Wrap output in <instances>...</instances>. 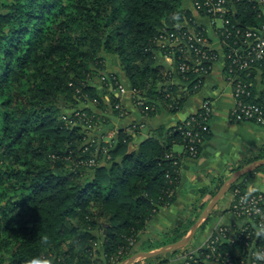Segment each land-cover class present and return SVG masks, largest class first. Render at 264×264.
I'll list each match as a JSON object with an SVG mask.
<instances>
[{
    "label": "trees",
    "instance_id": "obj_1",
    "mask_svg": "<svg viewBox=\"0 0 264 264\" xmlns=\"http://www.w3.org/2000/svg\"><path fill=\"white\" fill-rule=\"evenodd\" d=\"M182 3L0 0V155L10 151L25 168L8 170L6 158L0 163V177L8 174L3 197L16 198L14 209L25 208L14 217L7 206L0 207L3 218L14 225L10 234L16 240L7 264H30L34 258L41 264H110L111 257L123 261L158 208L173 202L174 196L168 199L164 193L169 187L165 174L172 170L165 158L169 147L147 140L129 151L132 136L119 129L110 158L100 164L101 148L95 153L96 143L84 144L85 124L67 121L77 120L76 112L100 116L105 99L87 78L91 70H106L107 55L116 56L130 87L141 96L156 94L160 82L164 87L168 74L154 66L155 42L163 29L192 18ZM235 8L233 18L245 26L264 21L251 3ZM262 71L264 76V67ZM157 96L164 98V93ZM254 99L264 105L263 98ZM108 102L117 114L118 96L111 93ZM171 131L170 140L181 142L175 127ZM37 158L49 161L37 164ZM92 158L95 164L89 166ZM66 163L70 169L57 171ZM177 229L168 231L158 247L181 240L182 231L169 236ZM256 246H264V233L256 236ZM219 247L236 259L247 255L243 245ZM204 258L187 260L204 264Z\"/></svg>",
    "mask_w": 264,
    "mask_h": 264
},
{
    "label": "crops",
    "instance_id": "obj_2",
    "mask_svg": "<svg viewBox=\"0 0 264 264\" xmlns=\"http://www.w3.org/2000/svg\"><path fill=\"white\" fill-rule=\"evenodd\" d=\"M189 6L188 4L196 21L207 25L206 19L195 15L192 6ZM207 32L212 45L219 49L213 31L207 28ZM218 52L219 57L210 73L204 78L202 87L191 92L187 90L179 77L173 75L174 66L165 60L161 53L155 51L154 66L161 68L162 74L165 76L172 74L171 77H168L169 82L165 83L163 88H161V82L156 85L157 93L151 97L141 96L138 90L132 89L118 63L112 66L109 55L105 57L106 70L116 74L124 85L125 92L118 96V113L114 114L110 108V111L102 115L104 121H101L99 126L102 129V135L109 138L112 136L109 130L124 129L125 132H128V127L134 125L136 126L134 131L128 132L132 136L129 151L137 150L149 140L169 147L172 153L181 158L180 175L175 186L174 200L168 207L158 209L144 230L137 236V241L132 247L135 253L153 252L159 249L161 246L158 247V245L147 249L136 247L142 237L151 239V244L160 245L165 240V234L176 226L178 227L177 231L175 233L173 231L169 236L182 231L186 233L183 238L186 237L190 231L189 225H193L223 182L237 169L264 159L262 152L264 149V125L252 121L237 122L230 118V111L235 101L232 88L222 71V53ZM262 74L263 71H257L251 82L255 98L260 100L263 98L264 102V76ZM174 85L178 86L175 92L170 90V95L164 94V98L160 96L161 93H164L162 90L166 86L171 89ZM105 97L106 100H109V95ZM205 98L212 102L209 133L204 139L197 157L191 158L185 154L181 142L170 140L171 130L178 122L196 112ZM142 100L145 103L144 107L140 104ZM236 182L243 184L247 191H262L264 193V165L248 172ZM231 187L200 223L194 236L184 247L185 249L176 253H168L170 255L163 260L165 262L160 261L158 259L160 255H157L148 257V260L142 264H187V257L206 254L204 247L219 226L238 230L248 224V220L235 216L231 211L233 201ZM214 191L215 194H213ZM232 247L237 249L238 246ZM260 250L264 253V246ZM203 263L220 264L206 257Z\"/></svg>",
    "mask_w": 264,
    "mask_h": 264
},
{
    "label": "built area",
    "instance_id": "obj_3",
    "mask_svg": "<svg viewBox=\"0 0 264 264\" xmlns=\"http://www.w3.org/2000/svg\"><path fill=\"white\" fill-rule=\"evenodd\" d=\"M242 2L251 3L253 9L259 10V14L264 17V0H191L192 9L198 16L206 19L207 25L188 20L175 29L165 28L160 31L155 46L156 51L174 66L173 74L179 73L187 83H193L191 90L194 92L202 87L204 78L210 73L219 57L218 51H221L222 71L232 88L235 101L230 111V118L237 122L252 121L263 124L264 105L255 101L250 79L252 71H262L264 67V21L256 27H248L234 19L233 16L237 13L235 5ZM207 28L213 31L219 49L212 45ZM193 76L194 80L190 79ZM102 80L116 85L118 92H125V88L115 76H103ZM74 116L77 122L84 121L83 124L87 122V118H90L87 122L88 128L92 129L96 126L94 119L86 113L76 112ZM211 116L212 102L205 98L196 112L175 126V131L181 136V143L188 157H197L209 133ZM165 158L170 160L172 165V170L165 174L169 187L164 193L169 199L174 196L179 179L181 158L172 152L166 153ZM87 164L94 165L95 159H90ZM233 185L231 211L235 216L248 220V224L238 230L219 226L204 247L205 257L220 264H263L264 259L256 255L263 253L261 247H254V244L256 236L264 233V193L244 191L239 182ZM168 204L169 202H166L164 206ZM222 243L229 246H245L246 257L236 259L228 251L222 253L219 247ZM187 264H190L189 261Z\"/></svg>",
    "mask_w": 264,
    "mask_h": 264
},
{
    "label": "rangeland",
    "instance_id": "obj_4",
    "mask_svg": "<svg viewBox=\"0 0 264 264\" xmlns=\"http://www.w3.org/2000/svg\"><path fill=\"white\" fill-rule=\"evenodd\" d=\"M182 1H183V3H182L183 10L189 9L187 7H188V4L191 6V0H182ZM191 13H192V18L189 19V20L196 21V17L193 15V12H191ZM194 14L197 15L196 12H194ZM187 21H185V22H187ZM108 57H110L109 58L110 59V62L112 61L111 62V65L112 66H114V65H116L118 63L117 62V59L115 58L116 56H110L109 55ZM111 72H113V71H111ZM111 72L105 70V71H98V72H95L94 73V71L91 70L89 72V76L87 78L88 79V83L91 84V85H95L97 87V89L99 90V95L102 98L105 99V107H103V110H100L99 112H97V113L100 114V116L95 117L93 115H88V116H90L91 118L94 119V123L96 124V126L93 127L92 129L91 128H88L89 126H88L87 122L90 120V118H87V122L85 123V128L87 127L88 129L86 128V131H85V133L87 134V139H86V141H85L84 144H87L88 143L89 145H91L92 143H96L95 153H97L98 150L101 148V151H99V154H100V162L99 163L100 164H106L107 163V160L110 158L109 151L111 149H113V147H114V136L116 135V133L118 131V130H109L110 131V135L112 134V136L109 137V138H107V137H104L102 135V133H101L102 129L99 128V126L101 124V121L102 122L104 121L102 115L106 114L107 111H110L109 109L111 108V106H110V104L108 102L109 100H106V97L105 96L106 95H109L110 96L111 93L112 94H115L116 96H119V95H122L123 94V92L122 93L118 92V90L116 88V85H111L110 83L103 82V80H102V77L103 76H111V75L115 76L117 78V80L119 81V78L116 75H114L115 73H111ZM173 75H175V76L178 77V74H176V73H174ZM168 77H169V75H168ZM168 77H167V82H169ZM179 79L187 87V90L193 92L191 90V84L190 83H187L186 80L183 79V77H181ZM192 80H194V76H193ZM99 83H101V84H99ZM106 84H110V85H106ZM120 84L124 87V85L122 84V82H120ZM102 85H104V87ZM169 86H170V84H169ZM169 86H166L164 88V90H162V92H164L165 95L167 94V96L171 94L170 93L171 92L170 90H172V88H174V87L178 88L177 85H174L171 89H169ZM68 104H71V103L69 102ZM140 104H141L142 107L145 106V103H144L143 100H142V102ZM117 106H118V103H116V108H117ZM172 106H176V105H172ZM169 107H171V106H169ZM71 108H68V109H65V110H68L69 111ZM98 121H100V122H98ZM67 122H69L70 124L75 123L77 125V121L76 120L69 119ZM82 122L84 123V121H82V120L79 123H81V125H83ZM262 125H264V123ZM135 127L136 126L131 125V126L128 127V130L127 131L129 133H132V131H134ZM99 139H101V140H99ZM100 143H102V146H100ZM262 152L264 153V149H262ZM2 158H6L3 161V166L7 164L6 166H7V169L8 170H13V169H18L19 170L20 168L22 170L25 169V168H23L24 165H22L21 163H18V162L15 161L14 155L10 151L2 154V156L0 155V163H2ZM45 161H49V159H47V158H43V159L37 158V159H35V162L37 164L44 163ZM52 165H53V167H56V166H54V163H52ZM69 166H71V164H67L66 163V166L65 165H62V166L57 167V171H66V170L70 169ZM7 178H8V174L7 173H3L1 175V177H0V207L1 206H4V205L7 206V212L10 213L14 217H16V216L18 217L19 215H22L23 214V210H25V208L23 206H21V207H18L16 209H14L13 208V205H12V202H16L15 201L16 198H11V197H7L6 198V197H3L4 193H6V191L8 190L7 184H6ZM19 192H21V190H18L16 193L18 194ZM260 192L263 193L262 191H260ZM170 204L171 203H169L167 206L161 205L158 209H160L162 207H168ZM2 212L3 211L0 212V247H1L0 248V264H7V261H6L7 255H9L11 249L14 248L15 243H16V240L10 234V229L13 228L14 225H12L11 222H8L7 221V217L3 218ZM189 226H190V228L189 227L188 228L191 229L192 224L189 225ZM188 233H187V235H188ZM187 235H186V237H187ZM164 239H165V237H164ZM136 241L134 242V244L136 243ZM151 243H152V240L151 239H146V237L145 238L142 237V238L139 239V243H138V245H137L136 248H138V249H147L149 247L159 245V244H155V243L154 244H151ZM188 243L184 247H186L188 245ZM184 247L174 249L175 252H173V253H176L177 251L180 252V250L185 249ZM174 250L166 251V252H164L162 254H159L160 256L158 257V259H160V261L165 260L167 257H169V255L171 254V252L174 251ZM155 251H157V250H155ZM168 253H170V254H168ZM134 254H135L134 250L131 249L128 258L130 256L134 255ZM128 258H126V259H128ZM147 258L148 257H138L136 260L133 261L132 264H142L144 261H147L148 260ZM125 260H123V261H125ZM123 261H118V257H111L110 264H121Z\"/></svg>",
    "mask_w": 264,
    "mask_h": 264
},
{
    "label": "water",
    "instance_id": "obj_5",
    "mask_svg": "<svg viewBox=\"0 0 264 264\" xmlns=\"http://www.w3.org/2000/svg\"><path fill=\"white\" fill-rule=\"evenodd\" d=\"M264 165V159L254 161L250 164H247L236 171H234L220 186L219 190L217 193L214 195L213 199L208 203V205L204 208V210L201 212L199 217L196 219V221L193 223L187 237L184 239H181L180 241L170 243L163 245L157 251L153 252H139L135 253L134 255L130 256L128 259L123 261L121 264H132L134 260H136L138 257H154L159 254H162L166 251H171L177 248L184 247L194 236L198 226L200 223L206 218L208 215L209 211L215 206V204L219 201V199L230 189V187L237 181L239 180L242 176L247 174L250 171H253L257 167Z\"/></svg>",
    "mask_w": 264,
    "mask_h": 264
},
{
    "label": "clouds",
    "instance_id": "obj_6",
    "mask_svg": "<svg viewBox=\"0 0 264 264\" xmlns=\"http://www.w3.org/2000/svg\"><path fill=\"white\" fill-rule=\"evenodd\" d=\"M258 258L264 259V253H257ZM30 264H41V261L38 258H34L30 261Z\"/></svg>",
    "mask_w": 264,
    "mask_h": 264
}]
</instances>
